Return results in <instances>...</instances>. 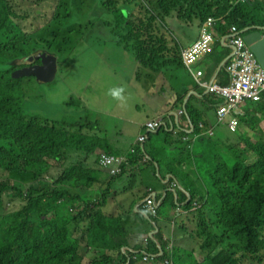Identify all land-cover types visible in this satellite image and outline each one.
Returning a JSON list of instances; mask_svg holds the SVG:
<instances>
[{
	"label": "trees",
	"instance_id": "obj_1",
	"mask_svg": "<svg viewBox=\"0 0 264 264\" xmlns=\"http://www.w3.org/2000/svg\"><path fill=\"white\" fill-rule=\"evenodd\" d=\"M61 1L59 5L63 4V8L70 15V4L65 3V0ZM252 1L259 5V1ZM144 2L146 1H142L143 9L147 13L145 19L139 22L134 19L130 7L126 6L127 2L107 0L103 6L116 18L114 31L120 37L118 44L124 46L128 52L134 51L135 57L137 54L136 58L140 60L147 53L145 60L151 64L154 61L158 64L163 61L164 66L180 63L183 67L180 62V49L177 56L174 52L167 56V49L161 52L158 48V44L172 41L173 30L167 25V17L174 10L182 11L183 19L191 21L192 25L195 24V18L203 22L208 16L220 17L229 9L230 15L226 16V20L231 24L241 23L240 25L247 26L248 20L251 19L254 23L257 21L246 4L231 7L233 0H153L152 4ZM261 9L264 10V5ZM67 16L61 20L63 24ZM13 17L15 12L11 1L0 0V57L8 55L7 59L25 58L40 52L39 45L27 40L26 33L15 23ZM48 44L51 47L53 41ZM8 64V68H0V264H79L68 262V258L80 256V247L84 243L91 248L106 251L90 255V259L81 264H146L150 259H144V242L134 241L138 236L130 234L126 227L124 229L120 217L101 211L106 205L103 196L98 197L95 202L98 209H91L92 202L89 201L96 192H86L81 199V205V201L77 203L74 194L69 190L53 189L51 181H45L46 172L64 167L62 179L66 183L84 180L89 188H96L94 185H98L109 191L113 178L109 179L108 174L89 168L83 163H71V153L83 151L84 155H88L98 144L109 154L122 155L121 148L114 147V141L107 137L79 134L40 124L38 114L31 110V103L27 99L30 90L25 84L23 86L30 77H15L12 75V65L9 62ZM190 102L191 99L187 107ZM207 106H212L211 101ZM153 134L149 132V137ZM261 139L264 136L259 140ZM248 144L257 152L255 161L251 163V153H246L244 157L240 155L234 165L228 164L221 153H214L217 161L213 155H203L205 147L200 144L194 160L189 152L183 157L182 162L187 161L188 165L193 160L184 171L185 175H177L178 182L180 178H184V183H189L192 196L198 192L204 194L209 201L214 223L227 230L235 239L234 242L230 238V243H236L237 246L225 244L222 247L224 259L208 252L202 258L203 261L199 262L196 253L187 250L190 248L177 247L170 252L160 239L161 244L156 241L148 242L146 252L152 259L165 262L167 258H171L173 264H244L245 259L262 258L258 242L264 238V140L256 146L250 142ZM139 149L144 157V147L139 146ZM157 156L155 152L152 154L153 158L160 160ZM127 163L129 165L123 167L121 174L133 166V162ZM68 164L70 165L65 166ZM197 166L199 170H207L203 175L204 181L191 179L197 172ZM18 197L25 199L21 210L16 204ZM62 198L64 202L60 201ZM189 199V192L178 184L177 191L173 194L174 203L177 200L190 205ZM6 201L10 202L8 210L5 209ZM71 201L75 202L72 211L68 208ZM158 202L159 215L162 216V197L158 198ZM64 211L67 213L64 214ZM85 217L89 219L88 228L86 231L82 230L86 241L73 236L70 227L73 221H78L79 218L84 220ZM121 219L125 220L123 217ZM107 226H112L113 229ZM215 232L212 224L202 218L194 236H204L202 244L199 245L203 251H210L218 240L219 234ZM63 242L65 243L60 245ZM234 247L239 248L235 251ZM217 260L222 261L218 263Z\"/></svg>",
	"mask_w": 264,
	"mask_h": 264
},
{
	"label": "rangeland",
	"instance_id": "obj_2",
	"mask_svg": "<svg viewBox=\"0 0 264 264\" xmlns=\"http://www.w3.org/2000/svg\"><path fill=\"white\" fill-rule=\"evenodd\" d=\"M10 1L15 12L13 19L26 33L27 40L32 43L36 42L41 49L40 52L57 55L59 61L58 75L52 82L45 83L34 76H30V79L23 83V86L25 84V87L30 90V96H27V99L31 103V110L38 114L39 123L79 134L100 138L105 136L114 141V147L121 148L122 155L128 157V162H133V166L127 173L116 178L113 193L108 196L105 208L108 213L102 212L120 217L124 229L126 227L131 231L130 234L133 233L138 236L134 239L135 242H145L146 240L158 242L161 239L169 251L177 247H186L190 248L187 249L188 251H193L198 256L203 253L199 245L202 244L204 236L195 237L194 231L199 228L201 219L206 216L209 223L212 224L213 231L219 234L218 240L214 242L210 251L215 257L217 255L218 258L224 259L222 247L225 244L231 246L232 244L236 245V243H230V235L213 222L209 206H203L202 211L193 210L189 215H185L188 213L185 211L176 218L174 214L178 204L174 203V193L169 192L170 194L164 200L161 209L162 216L156 218L164 237H162L160 230H157L158 226L155 222L147 220L143 215L141 210L144 209L138 208L146 202L152 193H158L159 197L165 196L167 188L157 174L156 165L151 161L143 162V155L139 149V146L142 145L136 146L135 155L130 152L134 149L133 145L138 135L148 133L138 123H144L155 117L157 121H164L165 118L161 113L170 111L178 113L179 118L187 127L188 120L180 113L184 112L182 109L186 105V102L182 100L183 95H186L187 99L191 92L203 91L191 71L182 67L180 63L164 66L163 61L159 64L154 61V64H151L145 60L148 57L147 53L140 60L137 59V54V58L135 57L134 51H126L124 46L118 44L120 37L114 31L117 25L114 14L103 6L107 0H89L88 2L65 0V3H69L71 6L70 15L63 8V4L59 5L61 0ZM120 1L127 2L126 6L130 7L136 21L145 19L147 12L143 9V0ZM145 1L151 3L153 0ZM263 5L264 0H260L259 5H255L257 7L253 12L263 11L261 9ZM65 16L67 19L63 24L61 20ZM241 21L243 20L241 19ZM194 22L195 24L192 25L191 21L183 19L182 11L170 12L167 17V25L173 30L172 41H164L158 44L159 51L162 52L167 49V56L170 52H174L177 56L178 49L183 46L189 47L192 40L198 36L201 27L200 19L195 18ZM221 34L220 30H217L214 35L216 39H219ZM51 41L53 44L48 47V42ZM149 47L151 46H147V48ZM211 49L209 54L200 58L199 65H194L192 68L195 71L198 68L204 71L205 75L201 79L213 78L214 74H218L219 78L228 80L229 73L226 66L219 72L223 62L221 61L218 67H212L208 60L213 55H228L232 52V48L216 42ZM7 56L0 57V63L5 64L0 65L1 69L8 68V62L13 68L24 61V59L16 57L7 59ZM114 87L125 89L123 101L113 99L108 95L109 89ZM221 100L214 95L203 93V97H199L196 94V96H192V101L189 103L191 113L201 112V117L208 118L209 123L215 122L216 109L221 104ZM210 101L212 106L208 107ZM250 105V102H244L242 108L248 111ZM191 120L197 124L198 129L209 124L208 121L200 123L193 117ZM174 132V137L171 135L166 137L164 132L158 135L153 134L146 147L150 148L151 143L159 144L157 148L163 154L160 161V172L167 175L166 173L172 170L176 176L182 177L185 172L175 169L173 166V158H171L173 149L169 151L162 147V143L166 142L165 145H170L171 142L175 141L173 140L175 137L181 135L178 130H174ZM245 132H249L254 140L259 138L253 129L246 127ZM218 135L223 141L230 142L232 145L240 138L245 139V135L230 132L221 122ZM191 141L194 142L193 138ZM191 141L189 140L188 143L190 144ZM232 145H228V153L231 151ZM208 147H211V143H208ZM189 148L191 149V145ZM249 150L254 153L252 149ZM104 151L105 149L96 144L94 150L91 151V156L87 158L83 151L81 153L73 152L71 153V163H83L87 167L97 166L99 168V157ZM225 152L226 149L222 153ZM63 169L64 167L56 168L53 171H48L46 175L48 177L51 175L58 176L60 172H63ZM179 183L183 188V185L188 186L189 184L184 183V178H180ZM83 184L87 189L86 183L83 182ZM196 202L199 205L204 203L201 196L197 198ZM5 206L6 208L9 207V205ZM22 206H24L23 203L17 204V208ZM147 216L149 217V215ZM88 225L89 219L87 217L84 220L73 221L70 224L73 236H81V231H86ZM107 228L113 229L112 226H107ZM80 248V256L82 257L70 256L68 262L85 263L87 260L85 257L91 255V250L86 243L82 244ZM238 248L234 247V250L237 251ZM92 250L96 253L95 255L106 251L94 248ZM260 253L262 258L245 259L244 264H264V250L262 249ZM166 260L163 262L153 260L150 257L146 264H167ZM221 261L217 260L218 263Z\"/></svg>",
	"mask_w": 264,
	"mask_h": 264
},
{
	"label": "clouds",
	"instance_id": "obj_3",
	"mask_svg": "<svg viewBox=\"0 0 264 264\" xmlns=\"http://www.w3.org/2000/svg\"><path fill=\"white\" fill-rule=\"evenodd\" d=\"M231 4H232L231 7H235V6L237 7L239 4H246V6L248 8H250L252 12L257 7V6L255 7V5H257V4L254 3V1H252V0H233V2ZM230 10L231 9H229V11H227L224 15H222L220 17L215 16L217 18V25L215 26V30L213 33L215 34V32H217V30H220V32L222 33L221 37L219 39H216L215 35L213 34L215 39L210 43V50L203 52L193 65L188 66L187 64H185V62L183 60V55H182L183 50L186 48L192 47L193 44L201 37L203 26L205 25L207 19L210 16H208L203 22L200 23L201 27H200V30L198 32V36L192 40L191 45L189 47L183 46L180 49V60H181L180 62L182 63L183 67H186L191 71L193 77L198 81L200 88L203 89V91H201L199 93L196 91L191 92L190 96H188L187 99H186V95L182 94L183 95L182 100H183V102L184 101L186 102V105L182 109L184 112H180V113L183 114L185 116V118L188 120L187 127L183 123V121H181V119L179 118L178 113L170 112V111H166V112L161 113V115H163L165 118L164 121L163 120L157 121L156 117H155V118L150 119L144 123L143 122L138 123V125H140L145 130H147L148 133L146 135H144V134L138 135V138L135 140V144L133 145L134 149H132V147H130V149H132V151L130 150V152L135 155L137 152V150L135 149L137 145H142L144 147L146 154L143 157V162L151 161V162H153V164L156 165L157 174L159 175L163 184H165V186L167 187L166 191H165L166 195L162 196L163 201L168 196L169 192L174 193L175 191H177V186L180 183L178 182V177L175 175L174 171H172V170L168 171L166 173L167 175H163L160 172V164H161L160 161L162 160L163 154L157 148V146H159V144H152L151 143L150 148L146 147V144L148 142H150L152 139V137L151 138L149 137V132H153L155 135H158L161 132H164L166 137L169 135L174 137L175 136L174 130H176V131L178 130L181 132V135L177 138L175 137L173 139L175 141L171 142L170 145H165L166 142L165 143L161 142L163 144L162 147H165L167 150L171 151V149H173V153L171 155V158H173V164H174L173 166L175 169H179L180 171H186L187 168L190 167V165L193 163V160L195 157V152L198 150V147L200 144L205 147V149L202 151L203 155H213V158H215L214 153H216V154L221 153L224 155L225 161L228 164L234 165L237 163L240 155H242L244 157V154L251 153L249 149H252V148L249 146L248 142H250L251 145L256 146L258 142H262L264 140V139L259 140L262 136H264V62H263L264 56L258 55L256 53V51L253 49V45L256 42H259L260 40L264 39V26H262L264 24V22H263L264 10L263 11L259 10L256 13L253 12V15L256 16L257 21H256V23H254V21L251 19L248 21L246 20L247 26L240 25L241 23H232V24L229 23L226 20V16L230 15ZM254 32L258 33L257 41L256 40L252 41V42L248 41L247 36L251 33H254ZM216 42H220V43L227 45V46L232 48V52L230 54H228V55H222V54L213 55V56H211V61H210L211 63L214 64L213 67H215V66L218 67L222 61L223 63L220 66L219 72H221L223 67L226 66L227 72L229 73V79L228 80L221 79V78H219L218 74H214L213 78H208L206 80L201 79L205 75L204 71L201 68H198L195 71L192 67L194 65H199L200 58L203 55L209 54L212 51V49H211L212 45L215 44ZM263 51H264V49H263ZM38 54H42V55L46 54L47 56H54V57L57 56L54 54L51 55L52 53H49V52H48V54L46 52H37L31 56H28L25 58H20V59H24V61L21 62L20 64L16 65L13 68L11 67L13 70L12 75L15 76L14 73L16 71L23 69L25 67L42 65L43 64L42 63V57L38 58V59L36 58V56ZM31 57H33L34 59L30 60L29 58H31ZM20 59H18V60H20ZM38 60H40V62H37ZM57 68H59L58 59H57ZM200 71H201V74L198 75V73ZM57 75L58 74H56V77H57ZM32 76L36 77L35 75H32ZM15 77H20V76H15ZM27 77H30V76H27ZM219 80H221L222 82H220ZM52 81H50V82H52ZM42 82H45V81H42ZM45 83H48V82H45ZM215 84L230 85V86H232L233 84H237V85H239V87L248 88L249 90L245 94L243 93L245 96L244 98L239 99L238 101H235L234 97H230V96H228V94H222V93L217 92L216 90L212 89V87ZM124 92H125V89L123 87H114V88L109 89L108 95L111 96L113 99L123 101L125 99V97L123 95ZM203 93H205V95H214L217 98L222 99L220 101L221 104L216 109L215 122L209 123L208 118L201 117V112L195 111L196 113L192 114L190 105H188V107H187L188 101L190 99L192 101V96H196V94H197L199 97H203ZM249 93H252V95H249ZM255 95H257L258 97L256 98ZM244 102H250L251 103L248 111L244 110L242 108V104ZM254 104H255V106H254ZM194 105H196V104H194ZM174 116H175V118H174ZM176 116H177V118H176ZM191 117H193L194 120L199 121L200 123H204L203 121H208L209 124H205V126L200 127L202 129H198L197 124L191 120ZM220 122L224 123V125L229 129L230 132L235 133V134L245 135V139L240 138L238 141L234 142L233 145L230 142L226 143L225 141H223L218 135ZM150 123H154V125L152 126V125H150ZM246 127L253 129V131H255L257 133L259 138H257V140L256 139L254 140L251 137V134L249 132H245ZM164 129H166V130H164ZM192 138H193L194 142L191 141ZM189 140L191 141L190 144L188 143ZM243 142H245V143H243ZM208 143H211V147H208ZM229 144L232 145L233 147L230 148L231 151L228 153L227 149H228ZM189 145H191V149L189 148ZM225 149H226V152L222 153V152H224ZM191 150H193V151H191ZM236 150H238V151L236 152ZM252 151H253V149H252ZM154 152L158 155L157 157L161 158L160 160L152 157V154ZM187 153L190 154L193 158V160L191 161V163L189 165H188L187 161L182 162L183 157L188 155ZM85 156L87 158V157L91 156V154H88ZM257 156L258 155H257L256 151H254V153H251L250 162L251 163L254 162L255 157H257ZM127 158L128 157L126 155H113V154H109L107 152V150H105L99 157V162H98L99 168L97 166L89 167V168H93V169H98L99 171L108 174L109 179L113 178V182H112L113 184H112V187L109 191H107L104 187H101L98 185H94V186H96V188H89L88 187L87 189H85L83 182L86 183V186H87V182L84 180H80V181L74 180L71 183H66L62 179V173L61 172L58 176L51 175L50 177H48V175H46L45 181L48 182V180H50L51 181V187L53 189L69 190L72 194H74L77 203H79L81 201V199L84 197L86 192H96L94 198L90 199V201H89V202H92L91 203V209H98L95 206V202L97 201L98 197L103 196L106 199V205L101 209V211H105V208L107 206L108 196L111 195L110 193H113V185L116 182V178L119 177L120 176L119 174L122 173L123 167L125 165H129V163H127ZM216 161H217V159H216ZM86 163H87V160H86ZM54 169H56V168H54ZM54 169H52L51 171H53ZM128 171H126L125 173H127ZM195 171H197V172H195L192 175L191 179L197 178L199 180L204 181L203 175H205V173H207V170L205 168L203 171L199 170L198 166H197ZM255 179H257V178L255 177ZM189 187L190 186L184 185V188H186V191L189 192V195H190V199L188 200V202H190V205L187 204V202L184 203V202H180V201L176 200V204H178V206L176 207V212L174 214V217L176 216V218L179 215L185 213V211H188V213H186L185 215H189L190 212H192L193 210L202 211L203 206H209L210 207L208 199L204 196V194L202 192H198L195 194V196H192V193H191ZM203 187H205V184ZM25 188H27L26 184H25ZM168 188L170 190H168ZM152 192H153V189H152ZM199 196L202 197V200L204 202L203 205H199L196 202L197 198ZM158 198H159L158 193H152L151 196L146 200V202L142 203L141 206H139L138 208L145 210V211L141 210V212L145 215L147 220H152L153 222H155V224L158 226L157 230H160L162 237H164L162 230L159 228V223H158V221H156V218L161 217L159 215V205L160 204L158 202ZM60 201L64 202L65 200L62 198V199H60ZM24 202H25V199H23L21 197H18L16 199V204L23 203V205H24ZM5 205H9V207H10V202L6 201ZM68 205H69L68 206L69 210L72 211V208H73L72 206L75 205V202L71 201L70 203H68ZM81 205H82V201H81ZM9 207H7V208L5 207V209L8 210ZM22 207L18 208V209L21 210ZM105 212L108 213L107 211H105ZM210 212H211V208H210ZM65 213H67V212L64 211V214ZM89 213H91V212H89ZM88 214H87V216H88ZM146 214L149 215V217ZM109 215H110V213H109ZM211 215H212V212H211ZM203 218L206 219L207 222L209 223V220L206 218V216H204ZM78 220H83V218H79ZM212 220H213V218H212ZM213 222H214V220H213ZM224 231H225V233H228L227 230L224 229ZM131 234L133 235V233H131ZM79 237L84 239V241L87 240V238L83 235V233H81V236H79ZM262 237H264V230L262 231ZM230 238L234 239L231 235H230ZM234 242H235V239H234ZM64 243L65 242L60 243V245L64 244ZM158 243H160V239H159ZM258 246L260 247L259 248L260 250H262V249L264 250V238L261 242H258ZM87 247L91 250V255L96 254L94 252V250H92V248L88 244H87ZM147 248H148V241L146 240L144 242V249H145V254H146L144 256L145 260L150 259L149 254L146 252ZM80 251H81V248H80ZM208 252H211V251H203V253L200 254V256H198L196 253L197 260L199 262L203 261L202 258ZM85 258L90 259V257H87V256ZM166 263L167 264H173L171 258H167Z\"/></svg>",
	"mask_w": 264,
	"mask_h": 264
},
{
	"label": "built area",
	"instance_id": "obj_4",
	"mask_svg": "<svg viewBox=\"0 0 264 264\" xmlns=\"http://www.w3.org/2000/svg\"><path fill=\"white\" fill-rule=\"evenodd\" d=\"M216 25L217 18L215 16H210L203 26L201 37L193 44L192 47L183 50L182 55L185 64L188 66L193 65L203 52L210 50V43L215 39L213 32ZM200 74L201 71L198 75ZM212 89L222 94H228L230 97H234L235 101L244 98V94L249 90L248 88L239 87L237 84H233L232 86L215 84ZM249 95H252V93H249ZM255 97L257 98L258 96L255 95ZM150 125L153 126L154 123H150Z\"/></svg>",
	"mask_w": 264,
	"mask_h": 264
},
{
	"label": "water",
	"instance_id": "obj_5",
	"mask_svg": "<svg viewBox=\"0 0 264 264\" xmlns=\"http://www.w3.org/2000/svg\"><path fill=\"white\" fill-rule=\"evenodd\" d=\"M258 39V33L254 32L247 36V40L257 41ZM253 49L256 51V53L260 56H264V39L260 40L259 42H256L253 45ZM42 57V65H35L30 67H25L23 69H20L16 71L14 74L15 76H32L35 75L39 80L50 82L55 79L58 68H57V58L54 56H47L46 54H38L36 58ZM30 60H33L34 58H29ZM264 60V57H263ZM264 62V61H263Z\"/></svg>",
	"mask_w": 264,
	"mask_h": 264
},
{
	"label": "crops",
	"instance_id": "obj_6",
	"mask_svg": "<svg viewBox=\"0 0 264 264\" xmlns=\"http://www.w3.org/2000/svg\"><path fill=\"white\" fill-rule=\"evenodd\" d=\"M210 61H211V57H210V59H209V62H208V63H209V64H210V65L213 67V66H214V64H213V63H211ZM215 67H216V66H215Z\"/></svg>",
	"mask_w": 264,
	"mask_h": 264
},
{
	"label": "flooded vegetation",
	"instance_id": "obj_7",
	"mask_svg": "<svg viewBox=\"0 0 264 264\" xmlns=\"http://www.w3.org/2000/svg\"><path fill=\"white\" fill-rule=\"evenodd\" d=\"M262 26H264V24Z\"/></svg>",
	"mask_w": 264,
	"mask_h": 264
}]
</instances>
